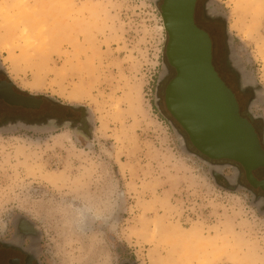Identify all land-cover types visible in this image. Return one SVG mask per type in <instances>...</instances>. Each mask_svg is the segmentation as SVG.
Here are the masks:
<instances>
[{
	"label": "rangeland",
	"instance_id": "obj_1",
	"mask_svg": "<svg viewBox=\"0 0 264 264\" xmlns=\"http://www.w3.org/2000/svg\"><path fill=\"white\" fill-rule=\"evenodd\" d=\"M157 3L0 0L7 76L46 111L84 108L94 127L90 139L0 133V230L28 218L41 264H264V213L217 186L157 109L167 44ZM213 5L264 91V0ZM253 5L255 19L242 10Z\"/></svg>",
	"mask_w": 264,
	"mask_h": 264
},
{
	"label": "flooded vegetation",
	"instance_id": "obj_2",
	"mask_svg": "<svg viewBox=\"0 0 264 264\" xmlns=\"http://www.w3.org/2000/svg\"><path fill=\"white\" fill-rule=\"evenodd\" d=\"M210 0H196L193 18L195 26L205 32L212 42V65L220 80L233 93L238 104L239 115L254 129L258 141L264 151V114L259 110L264 108V91L246 71L244 75L236 74L229 65L228 38L226 36L225 18L213 20L207 16V11L214 10ZM166 0H158V7L163 13ZM183 10L182 16H186ZM167 44L164 55V73L157 83L156 105L161 116L170 126L174 125L186 140L188 148L201 158L208 160L210 166H222V172L217 182L223 190L231 193H244L251 197L260 211H264V188L254 186L248 179L245 168L233 160L214 161L203 156L194 147L189 135L174 118L168 107V89L177 78L178 71L171 64L168 56L170 34L166 31ZM246 74L249 76H246ZM57 111H46L44 99L32 98L19 90L7 76L0 63V129L12 130L23 123H32L41 128L62 125L70 128L75 134L85 139L92 137L93 121L86 110L75 106H58ZM209 171H210V167ZM212 174L216 171L211 170ZM218 174V173H217ZM255 183L264 181V167L252 172ZM41 235L36 228L23 218L16 219L11 228L0 230V264H41L39 258ZM123 264H135L124 262Z\"/></svg>",
	"mask_w": 264,
	"mask_h": 264
},
{
	"label": "water",
	"instance_id": "obj_3",
	"mask_svg": "<svg viewBox=\"0 0 264 264\" xmlns=\"http://www.w3.org/2000/svg\"><path fill=\"white\" fill-rule=\"evenodd\" d=\"M195 2L196 0H166L161 14L164 29L170 34L169 60L178 71L177 78L168 89L169 110L189 135L198 152L210 160L228 159L240 163L245 168L250 182L256 187L264 188V181L255 183L252 176L254 170L264 167V151L252 126L240 117L233 93L214 70L212 42L209 36L194 24ZM209 3L213 4L214 0H210ZM183 10H186V16L181 15ZM207 16L213 20L225 18L229 65L236 74L243 76L245 70L230 42L228 17L215 9L213 11L209 9ZM259 87L262 88L260 85ZM37 128L32 123H23L8 131L38 130ZM62 128L65 126H49L40 130ZM172 128L181 143L182 151L209 167L210 162L194 154L188 148L184 136L174 125ZM2 132L6 131L0 129V133ZM92 135H94V127ZM218 168L222 170V166ZM217 173L214 175L210 170L214 183L219 186L217 178L221 173ZM252 204L257 208L254 201ZM258 212L264 213L259 209ZM21 218L39 231L28 218Z\"/></svg>",
	"mask_w": 264,
	"mask_h": 264
},
{
	"label": "bare ground",
	"instance_id": "obj_4",
	"mask_svg": "<svg viewBox=\"0 0 264 264\" xmlns=\"http://www.w3.org/2000/svg\"><path fill=\"white\" fill-rule=\"evenodd\" d=\"M258 9H260V8H258L256 5H253L251 7H247V6H243L242 7V10L243 11L245 10L244 12H247L248 15L252 16V18L254 17V19L256 18V13L260 12V10H258ZM239 10H241V9H239ZM253 27H254V20H251L250 24L248 26H246V30L245 31L247 32V34H250V35L252 34ZM262 51H264V50H262ZM262 53H264V52H262ZM218 169L219 168H214L212 170L218 172ZM218 173H220V172H218Z\"/></svg>",
	"mask_w": 264,
	"mask_h": 264
}]
</instances>
